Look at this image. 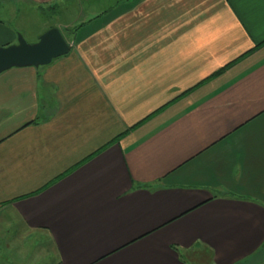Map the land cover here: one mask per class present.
<instances>
[{
	"label": "crops",
	"instance_id": "obj_1",
	"mask_svg": "<svg viewBox=\"0 0 264 264\" xmlns=\"http://www.w3.org/2000/svg\"><path fill=\"white\" fill-rule=\"evenodd\" d=\"M70 1L0 71V264H264V0Z\"/></svg>",
	"mask_w": 264,
	"mask_h": 264
},
{
	"label": "water",
	"instance_id": "obj_2",
	"mask_svg": "<svg viewBox=\"0 0 264 264\" xmlns=\"http://www.w3.org/2000/svg\"><path fill=\"white\" fill-rule=\"evenodd\" d=\"M70 46L57 26L48 27L33 42L18 32L16 42L0 46V71L11 66L46 64L68 52Z\"/></svg>",
	"mask_w": 264,
	"mask_h": 264
},
{
	"label": "rangeland",
	"instance_id": "obj_3",
	"mask_svg": "<svg viewBox=\"0 0 264 264\" xmlns=\"http://www.w3.org/2000/svg\"><path fill=\"white\" fill-rule=\"evenodd\" d=\"M57 1V0H55ZM54 1V2H55ZM71 3V4H69ZM63 1L62 4H59L57 2L59 7L52 6V7H45V8H27L22 7L20 8L21 13L19 17L16 19H12V24L15 26H18L20 29H22V33L24 34V38L29 41L33 42L36 41L38 36L46 29L48 28L47 24H56L62 33H64L68 38L70 37V33L68 31L73 30V26L75 25H64L61 22H64L66 20L72 19L75 16H78V10L74 8L75 6L78 7V3L73 1ZM76 3V4H74ZM45 5V4H44ZM26 6V5H24ZM16 13V11H14ZM93 9H87L85 8V12H82V17L87 18V16L90 17V15H93ZM77 18V17H76ZM73 20V19H72ZM52 25V26H56ZM23 36V35H22ZM6 240V239H5ZM47 246V245H45ZM50 248L49 246L46 247V250ZM260 253L264 254V247L260 249ZM41 255H45V251L43 253H40Z\"/></svg>",
	"mask_w": 264,
	"mask_h": 264
},
{
	"label": "trees",
	"instance_id": "obj_4",
	"mask_svg": "<svg viewBox=\"0 0 264 264\" xmlns=\"http://www.w3.org/2000/svg\"><path fill=\"white\" fill-rule=\"evenodd\" d=\"M79 25L77 24L76 26H74V29H76ZM264 247V243L262 244L261 248Z\"/></svg>",
	"mask_w": 264,
	"mask_h": 264
}]
</instances>
